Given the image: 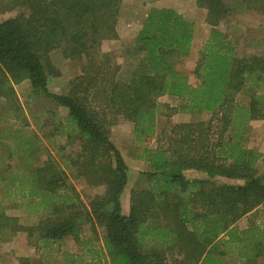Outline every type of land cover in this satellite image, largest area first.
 <instances>
[{
	"label": "trees",
	"instance_id": "obj_1",
	"mask_svg": "<svg viewBox=\"0 0 264 264\" xmlns=\"http://www.w3.org/2000/svg\"><path fill=\"white\" fill-rule=\"evenodd\" d=\"M195 1L207 10L212 27L196 60V84L178 68L190 55L195 25L173 9H150L136 37L137 53L144 57L131 78L117 80L119 67L102 45L119 40L123 0L1 4L17 14L0 22V100L16 109L15 86L30 81L37 94L67 112L64 122L60 120L63 129L56 126L53 134L65 133L68 144H79L74 156L59 159L39 133L24 130L27 122L11 134L10 144L5 142L7 129L0 131V148L7 145L10 155L29 165L43 160L21 173L0 172L4 202L11 200L0 204L4 239L25 233L30 245L49 246L73 237L86 249L93 239L80 238L84 221L94 232L104 227L103 249L97 255L86 249L66 258L67 264H170L169 253L175 264H231L228 256L257 264L264 257V220L254 216L246 229L235 226L243 217L264 211V181L257 169L261 154L248 148L243 137L252 121L264 120V56L239 57L227 33L218 29L232 6L224 0ZM237 7L264 17V0H239ZM58 49L67 58L86 61L66 95L53 94L48 87L53 71L49 55ZM165 95L181 100L174 112L209 119L172 124L169 136L158 134V100ZM239 96L246 100H237ZM117 118L133 124L137 144L157 138L155 150L143 149L151 171L140 174L144 187L131 190L127 215L121 198L128 166L110 138ZM186 172L204 177L189 179ZM70 173L105 187L104 195L86 204ZM14 202L16 209L37 217L30 226L7 215ZM28 263V258L21 259V264Z\"/></svg>",
	"mask_w": 264,
	"mask_h": 264
},
{
	"label": "rangeland",
	"instance_id": "obj_2",
	"mask_svg": "<svg viewBox=\"0 0 264 264\" xmlns=\"http://www.w3.org/2000/svg\"><path fill=\"white\" fill-rule=\"evenodd\" d=\"M239 0H224V2L232 6L231 16L228 15L225 21L218 27L219 30L227 33L229 38L235 44L236 51L239 57H248L251 54L264 53V17L255 12H245L238 9ZM5 0H0V22L5 19L15 17L16 11H5ZM238 9L235 10L234 8ZM151 8H168L177 11L187 21L195 25L196 39L194 40V49L192 55L188 56L186 60L179 63V69L188 76L192 84L197 83L194 75V69L198 54L201 52L205 39L210 37L212 27L207 24V10L198 6L195 0H123L121 4L119 21L117 31L119 40L105 41L102 45V51L111 55V63L113 66H118L119 70L116 74L117 80H128L135 72L140 60L144 54L137 53L138 45L136 44V37L140 31L147 15ZM49 63L53 71L49 70L48 87L53 94L66 95L69 93V84L72 80L81 76L86 67L85 60L67 58L61 49L51 52L49 55ZM1 77V73H0ZM16 109L14 105L6 103L3 99L0 100V131L7 129L9 143L14 131L20 130V125L27 124L25 131H35L40 134L46 148L53 150L56 156L61 159L63 156H74L79 151V144L77 142L68 144V138L65 133L53 134L54 128L60 126L61 122L66 118V110L57 106L54 102L43 96L37 94L31 85L30 81H24L16 85ZM246 100L244 96L238 97L237 100ZM181 104L180 99H173L164 103L165 106L160 108L158 114V134H163L167 137L170 134L172 124L182 123V119L189 118L193 121L198 120L199 116L177 112V115L182 116L180 121L170 120L172 115H175L174 109ZM14 110H17L14 112ZM22 114V116H21ZM170 118V119H169ZM259 121V120H258ZM64 122V121H63ZM62 130V126H60ZM134 126L132 123L125 122L117 118L116 123L111 127L110 138L121 152L124 160L128 166V183L125 187L124 197L121 198L123 213L128 214L131 205L130 196L132 189H140L145 185V178L140 174L150 171V164L143 158V149L155 150L157 148V138L137 144L134 141L133 134ZM231 132V130H230ZM244 144L257 150L261 154L260 161L257 165L258 175L264 181V122L250 123L243 133ZM68 144V145H67ZM66 146L63 151L55 150L54 147ZM7 146V145H6ZM5 145L0 148V172L9 175L12 170L21 173L23 169L32 165H41L43 160H39L31 165L20 160L19 156L10 155ZM262 150V151H260ZM42 152V151H41ZM44 153V152H42ZM41 154V153H40ZM45 154H42L44 156ZM62 159H65L63 157ZM33 167V166H32ZM10 169V170H9ZM71 177H73L72 173ZM186 176L189 179L203 178L204 175L196 172H187ZM223 183L239 184L240 182L219 179ZM71 182L74 184L77 192L86 204L99 195H104L105 187L91 186L82 177L72 178ZM1 184V182H0ZM13 201L14 199L11 198ZM11 200H5L3 191L0 188V204L3 202L4 206L8 205ZM19 202V201H17ZM16 203H11L10 208L6 210L7 215L17 217L19 222L30 226L35 220L36 216H31L25 211L18 210L14 207ZM256 216L258 222L264 220V211L260 210L251 215L243 217L236 228L239 230L246 229L251 220ZM105 229L102 226H97L95 232L89 223L81 222L80 238L93 239L91 247H86L98 251L103 249V238ZM6 235H0V264H21L22 258H28V264H67L66 258L72 255H80L86 249L82 247L81 242H77L75 238L68 237L56 244L37 246L30 245L25 233H18L11 239H4ZM80 239V240H81ZM150 248V247H148ZM89 254H86V257ZM68 256V257H67ZM231 264H242L238 262L235 257L228 256ZM174 255L168 254V261L170 264H175ZM257 264H264V257L257 261Z\"/></svg>",
	"mask_w": 264,
	"mask_h": 264
},
{
	"label": "crops",
	"instance_id": "obj_3",
	"mask_svg": "<svg viewBox=\"0 0 264 264\" xmlns=\"http://www.w3.org/2000/svg\"><path fill=\"white\" fill-rule=\"evenodd\" d=\"M142 26H143V25H142ZM141 29H142V27H141ZM141 29H140V30H141ZM139 32H140V31H139ZM139 32H138V33H139ZM208 38H209V37H208ZM208 38H206L205 40H207ZM195 39H196V30H195V34H194V40H195ZM194 40H193V43H192V48H191L190 55H192V52H193V49H194V43H195ZM190 55H189V56H190ZM254 55H263V56H264V53H262V54H256V53H255V54H251L250 56H254ZM250 56H248V57H250ZM15 87H16V86H15ZM15 89H16V88H15ZM173 99H175V98L172 97V96H169V95H165V96L160 97L158 101H159L160 106L163 107V106H165V105H164L165 102H167V101H171V100H173ZM182 116H185V115H177L176 112H175V115L173 114L170 120H172V121H180V120L182 119V118H181ZM190 117L192 118L193 116H190ZM209 117H210V116H209V115H206V114H204V115H200V117L198 118V121H199V120H200V121H206V120L209 119ZM157 121H158V117H157ZM182 121H183V122H182L183 124H184V123H190V122L193 121V118H192V120L189 119V118H185V120L182 119ZM259 121H262V120H259ZM259 121H252L251 124L254 123V122H259ZM263 122H264V120H263ZM176 124H177V123H176ZM179 124H180V123H179ZM248 148H249V147H248ZM260 151H262V150H260ZM150 171H151V169H150ZM186 173H187V172H186ZM186 173H185V174H186ZM124 193H125V191H124ZM124 193H123V195H122L123 197H124ZM237 223H238V222H237Z\"/></svg>",
	"mask_w": 264,
	"mask_h": 264
}]
</instances>
